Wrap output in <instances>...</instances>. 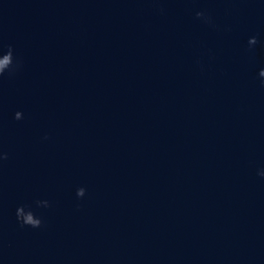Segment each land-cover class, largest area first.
<instances>
[{
    "label": "water",
    "instance_id": "water-1",
    "mask_svg": "<svg viewBox=\"0 0 264 264\" xmlns=\"http://www.w3.org/2000/svg\"><path fill=\"white\" fill-rule=\"evenodd\" d=\"M0 264H264V0H0Z\"/></svg>",
    "mask_w": 264,
    "mask_h": 264
}]
</instances>
